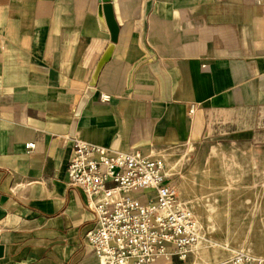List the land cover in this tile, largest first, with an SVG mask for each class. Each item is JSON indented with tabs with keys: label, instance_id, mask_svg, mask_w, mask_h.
<instances>
[{
	"label": "crops",
	"instance_id": "obj_1",
	"mask_svg": "<svg viewBox=\"0 0 264 264\" xmlns=\"http://www.w3.org/2000/svg\"><path fill=\"white\" fill-rule=\"evenodd\" d=\"M75 139L165 159L238 142L264 159V0H0V264H100L95 213L69 184ZM187 169L197 213L200 197L264 191L243 181L264 169Z\"/></svg>",
	"mask_w": 264,
	"mask_h": 264
},
{
	"label": "built area",
	"instance_id": "obj_2",
	"mask_svg": "<svg viewBox=\"0 0 264 264\" xmlns=\"http://www.w3.org/2000/svg\"><path fill=\"white\" fill-rule=\"evenodd\" d=\"M102 100L109 96L102 95ZM195 109L191 105L190 113ZM35 146L26 144L27 150ZM67 173L69 184L85 193L95 213L94 226L84 239L100 264L183 259L202 238L194 212L179 196L163 156L75 139ZM148 191V199L142 200ZM228 264H264V255L236 251Z\"/></svg>",
	"mask_w": 264,
	"mask_h": 264
},
{
	"label": "rangeland",
	"instance_id": "obj_3",
	"mask_svg": "<svg viewBox=\"0 0 264 264\" xmlns=\"http://www.w3.org/2000/svg\"><path fill=\"white\" fill-rule=\"evenodd\" d=\"M222 147V146H221ZM214 152H228L243 154L242 158L234 159H220L215 156L211 161L208 158L204 159L203 156L207 155L210 151ZM251 150V146L246 143H227L224 147L216 142L205 143L199 149H192L187 145L169 151L166 156L167 171L178 188L179 196L187 202L191 207L190 202L187 201V176L189 167L202 168V167H242V168H259L264 169V159H250L247 156V151ZM195 152L196 158L191 156ZM191 157V158H190ZM189 164V166H188ZM224 164V165H223ZM179 174H175L176 171ZM199 178H202L201 176ZM264 180L263 175L259 176H245L243 181ZM262 189V188H260ZM216 195V197H215ZM234 196L235 198H231ZM198 212L195 210V218L201 234V239L188 253L185 254L183 259L177 257L173 260L174 264H226L229 258L236 251H249L255 253H264V191H250L244 189L242 192H225L215 193L212 200L208 199L203 201L200 197L196 200ZM206 202V207H203ZM208 203L215 204V207H209ZM238 204L237 207H232V204ZM230 205V206H229ZM204 211L206 215L221 216V219H230L234 222L229 223H206L204 222ZM216 217V219H218ZM153 264H156L155 262Z\"/></svg>",
	"mask_w": 264,
	"mask_h": 264
},
{
	"label": "water",
	"instance_id": "obj_4",
	"mask_svg": "<svg viewBox=\"0 0 264 264\" xmlns=\"http://www.w3.org/2000/svg\"><path fill=\"white\" fill-rule=\"evenodd\" d=\"M2 254H3V247L2 245H0V257L2 256Z\"/></svg>",
	"mask_w": 264,
	"mask_h": 264
},
{
	"label": "bare ground",
	"instance_id": "obj_5",
	"mask_svg": "<svg viewBox=\"0 0 264 264\" xmlns=\"http://www.w3.org/2000/svg\"><path fill=\"white\" fill-rule=\"evenodd\" d=\"M162 258L170 259V257H161L160 259H162ZM157 261H158V260H157Z\"/></svg>",
	"mask_w": 264,
	"mask_h": 264
}]
</instances>
